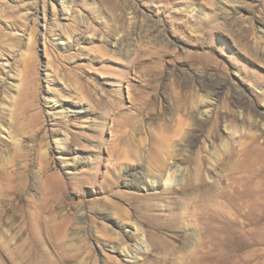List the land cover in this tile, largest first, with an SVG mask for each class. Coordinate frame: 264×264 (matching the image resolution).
Here are the masks:
<instances>
[{
    "label": "rangeland",
    "instance_id": "obj_1",
    "mask_svg": "<svg viewBox=\"0 0 264 264\" xmlns=\"http://www.w3.org/2000/svg\"><path fill=\"white\" fill-rule=\"evenodd\" d=\"M62 1L0 0V264H130L111 246L135 201L165 227L132 264H197L211 238L196 216L227 213L222 191L264 200V0ZM160 137L184 170L173 193L143 180ZM263 215L215 240L216 264H264Z\"/></svg>",
    "mask_w": 264,
    "mask_h": 264
},
{
    "label": "bare ground",
    "instance_id": "obj_2",
    "mask_svg": "<svg viewBox=\"0 0 264 264\" xmlns=\"http://www.w3.org/2000/svg\"><path fill=\"white\" fill-rule=\"evenodd\" d=\"M62 3H63V1H62ZM153 100H154V98H153ZM177 104H178L177 105L178 111H182L186 108V105L183 102H180ZM198 104L196 106L197 109H203V108L206 109V110H204V113H202V114H203V117L206 116V118H207L209 116V114L211 113V110L213 108V104L211 103V101L209 99H201ZM200 105H203V108H201ZM151 106H152L151 103L143 104L141 112H145V110L150 109ZM74 111H78V110H74ZM65 112L68 116L69 112L68 111H65ZM239 115L243 116V112L240 111ZM232 116L234 117V114L231 110H227L225 112V117H232ZM220 120H221V114L219 111L215 112V116L212 119L210 117L207 118V122L211 123L210 124L211 128L208 131V138L209 139H211V140L218 139V136H219L218 129H219V121ZM256 121L258 123V120H256ZM179 122L182 124H185L182 120H180ZM129 127L131 129H133L135 127V122L132 121V122L126 123L124 126L125 131H122V132L124 134H126L127 129ZM250 138H252V140L254 142L257 141L256 135H253ZM67 139L68 138H66V141H67ZM254 142H252L251 144H253ZM149 147H150L149 148L150 156L152 158L149 157V166L148 167L150 168V174L148 176L144 177L145 179H143L145 185L149 186L153 189H155V188L157 189L159 186H161V187H163L164 192L173 193L177 189L176 188L177 186L183 185V181H184V177H185L184 172H183L184 170L181 169V166L178 164V161L176 160V156L178 153V151L176 150L177 145L174 143H171L169 137L168 138L160 137L159 140H157L153 143H150ZM253 154L256 155V158L253 159L254 162L258 163V161H260V158H259V155L257 154V151L253 152ZM126 155H127V153H126ZM127 158H129V156H127ZM128 161H129V159H128ZM254 162H253V164H254ZM118 165H121V164H118ZM255 166H256V164H255ZM116 167H117V164L115 163L114 168H116ZM181 181H182V183H180ZM195 185L196 186L193 187L194 190L200 188V185H197V184H195ZM238 185H237V188L232 187L231 189H229L231 186L229 188L227 187L228 190L222 191V193H220V197L225 199L224 201H227V208L229 209V210H227V213L225 212V214H219V215L201 214L199 217H198V215L196 216L198 223H201V224L208 227V228H206V234L208 235V238H211V240L206 241V242L201 244L200 249H199V255H197L198 257L195 256V258L196 257L198 258V262L200 264H216L218 262V258L214 255L213 251H215L218 248V246L215 245V243H217V242H215V240H218L220 238V235H222V233L226 232L230 227L236 225L237 219L239 216H240V218H241V216H244L247 218H252L255 215L256 211L260 210L261 208L263 209V207H264L263 203H262V201L264 202V200H262V190L255 191L257 189V188H255V190H254L255 192L249 193V194L248 193L244 194V193H241L237 190ZM186 187L187 186H184V188H186ZM262 189L264 190V188H262ZM239 190H240V188H239ZM132 199H134V198H132ZM134 203L130 204L132 209L122 210L123 215H124L123 217L126 221V223H123V225H122L123 231L121 234H123V236H121L119 239L122 247L120 246V248H117L113 245L111 246L112 250L119 251L125 257V259H127V262L130 264L139 262L137 260V255H138V253L142 252V250L146 249V252H145L146 256L145 257H147L148 255L150 256V254L153 252H157V250H160L159 248L162 247V241H161L160 235L162 234L163 226H164L160 223V217L156 216L155 214L154 215L151 214V212H153L155 210V209H153V206L151 204L143 205V203H142L141 206L140 205L139 206H137V205L133 206ZM171 217H173V216H171ZM171 217L169 219H171ZM182 217H183V215H182ZM258 217H259V215L257 216V220H258ZM260 217H262V216H260ZM145 218L148 221L144 220ZM253 219H255V218L253 217ZM162 220H164V219H162ZM178 221H180V220H178ZM253 221H255V220H253ZM251 222H252V220H251ZM128 223L132 225V227H133L132 230L129 229ZM168 223H170L169 220H168ZM163 224H164V222H163ZM173 224H175V223H173ZM214 224H216L218 226H222V227H216V225L211 226ZM176 225H177V222H176ZM167 226H169V225H167ZM145 227L147 228V230L144 229ZM148 227L151 229H148ZM168 228H170V226ZM152 230L155 232H153ZM130 232H133L134 234L139 235V238H138L139 240H138V243L136 244V246L134 245L135 246L134 250L131 249L132 246L130 247V245L125 244V237L124 236L126 234H129ZM219 245L221 247H223L224 250H229L231 247L230 243L227 240H223L222 242H220ZM149 246L151 248H149ZM168 250L166 249L167 252H168ZM149 256L146 258V260H148ZM263 258H264V256H263ZM170 260H171V258L167 257L163 263L167 264L168 261H170ZM173 261H172V263H173ZM198 262H197V264H198ZM116 263L120 264L117 261H116Z\"/></svg>",
    "mask_w": 264,
    "mask_h": 264
}]
</instances>
